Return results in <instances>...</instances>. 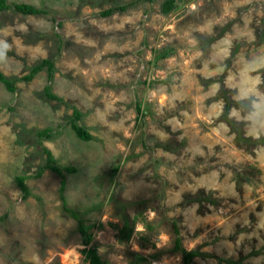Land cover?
Segmentation results:
<instances>
[{
	"label": "rangeland",
	"instance_id": "1",
	"mask_svg": "<svg viewBox=\"0 0 264 264\" xmlns=\"http://www.w3.org/2000/svg\"><path fill=\"white\" fill-rule=\"evenodd\" d=\"M162 1L6 0L48 13L0 11L10 45L0 71L53 58L50 84L66 104L44 95L45 69L14 92L0 81V264H66L67 251L77 256L67 264H88L61 177L31 176L45 127L42 146L75 167L63 171L66 204L101 264H182L174 225L182 247L205 253L191 264H264V141L247 140L264 138V67L254 91L243 84L264 60V0H175L169 11ZM67 104L93 139L75 135ZM16 175H29L26 198Z\"/></svg>",
	"mask_w": 264,
	"mask_h": 264
},
{
	"label": "trees",
	"instance_id": "2",
	"mask_svg": "<svg viewBox=\"0 0 264 264\" xmlns=\"http://www.w3.org/2000/svg\"><path fill=\"white\" fill-rule=\"evenodd\" d=\"M146 1H153V0H146ZM175 6V0H163L161 4V10L162 11H169L173 9ZM12 8L14 11L19 12L24 15H30V14H46L48 13L47 10L36 7L32 4L25 3V2H18L14 3L13 5H9L6 0H0V11H3L8 8ZM124 10L125 5H117L114 7H111L109 9H105L103 12H101L103 15H110L113 11L115 10ZM159 52V51H158ZM159 56H164L166 53H159ZM47 71V80L48 82L43 88V93L48 98L49 100H56L61 103L66 102L63 100L62 97L58 96L52 91L51 87V80L53 77L54 73V59L53 58H42L38 62L34 63L29 67V70L27 73L21 75V76H5L1 71H0V81L4 84L5 88L10 91L14 92L16 91V83L19 81H30L32 80L36 74H38L42 70ZM68 107L71 108V114L68 116V123L72 130L74 131L75 135L84 141H89L93 139V135L81 124L78 123V120L81 118V112L74 106H70L67 104ZM230 108V102L228 101L225 105L222 117L227 121L228 124H234L232 121H228V110ZM136 110L137 112L141 111L140 105H136ZM237 129V128H236ZM53 129L50 127H45L43 129H40L37 131V142L41 146V150L45 155V160L44 163L41 164L37 170L35 171L34 174H32V177H40L43 172L47 169L57 173L61 179H60V185H59V193H60V200H61V207L62 209L68 213L72 218H74L77 221V230L81 235V244L83 245V248L80 249V253L83 255V259L85 262H88V264H101V258L99 254L97 253L96 247H93L90 244L92 240V234L88 232L86 225L84 224L82 218L79 215V212L68 207L66 204V199L64 196V190L66 187V180L65 176L63 174V171L67 172H72L75 170V167L65 165L63 167H60L56 161L55 158L53 157L52 152L45 146H42V138H50L53 133ZM239 139H243V137L239 134L238 135ZM247 139V138H246ZM248 141H252L253 143H261L264 141L263 137L251 139L248 138ZM113 170H117V166L113 167ZM29 177V175H16L15 176V182L22 192V198L28 197L30 194L29 188L26 184V179ZM4 218V215L0 216V220ZM173 232L175 234L174 238V245H173V250L178 251L181 254L182 257V264H191L194 257L205 254L203 252H200L199 250L196 249H186L182 247L181 244V237L179 235V230L176 225L173 227ZM229 264H234L233 261H228Z\"/></svg>",
	"mask_w": 264,
	"mask_h": 264
},
{
	"label": "clouds",
	"instance_id": "3",
	"mask_svg": "<svg viewBox=\"0 0 264 264\" xmlns=\"http://www.w3.org/2000/svg\"><path fill=\"white\" fill-rule=\"evenodd\" d=\"M9 48L10 45L8 43L0 40V61H3L5 59V52H7ZM262 67H264V60L260 61L252 67H248L245 69L243 84L246 86L247 91H254L257 85L261 82L259 75L252 76L251 73L258 72ZM221 127H223V125Z\"/></svg>",
	"mask_w": 264,
	"mask_h": 264
},
{
	"label": "bare ground",
	"instance_id": "4",
	"mask_svg": "<svg viewBox=\"0 0 264 264\" xmlns=\"http://www.w3.org/2000/svg\"><path fill=\"white\" fill-rule=\"evenodd\" d=\"M74 259L77 257V256H75V254H74ZM73 257L71 258V253L69 252V251H67V252H65V253H63L62 254V262L63 263H72V261H73ZM73 262H75V261H73Z\"/></svg>",
	"mask_w": 264,
	"mask_h": 264
}]
</instances>
